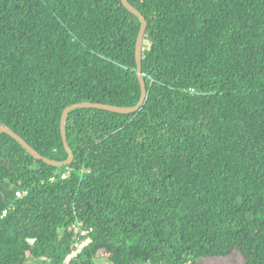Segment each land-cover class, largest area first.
<instances>
[{
  "label": "trees",
  "instance_id": "trees-1",
  "mask_svg": "<svg viewBox=\"0 0 264 264\" xmlns=\"http://www.w3.org/2000/svg\"><path fill=\"white\" fill-rule=\"evenodd\" d=\"M126 1L145 99L69 112L67 166L0 132V264H62L73 226L69 264H264V0ZM139 29L121 0H0V125L67 160L65 108L138 104Z\"/></svg>",
  "mask_w": 264,
  "mask_h": 264
},
{
  "label": "water",
  "instance_id": "water-1",
  "mask_svg": "<svg viewBox=\"0 0 264 264\" xmlns=\"http://www.w3.org/2000/svg\"><path fill=\"white\" fill-rule=\"evenodd\" d=\"M121 3L123 7L129 13H131L133 16H135L140 21V29H139L136 43H135L136 75H137L139 85H140V99H139L138 104L132 108H120V107L107 106V105H102V104L81 103V104H75V105L65 108L61 115L60 133H61L63 146L68 155V158L67 160L63 162H55V161H51V160L41 157L28 144H26L19 136L14 134L10 129L0 125V132L5 133L6 135L14 139L22 148H24L36 160H40L44 162L45 164L49 166H53V167L67 166L72 162L73 155L71 151L69 150L68 145L66 143V137H65V132H64V125H65L66 117L68 113L71 112L72 110L76 108H94V109L113 112L116 114H129V113H132L138 110V108L142 105L145 99V96H146V89H145L143 78L141 75V51H142L144 32L146 28V22L144 18L142 17V15L136 9H134L126 0H121Z\"/></svg>",
  "mask_w": 264,
  "mask_h": 264
},
{
  "label": "built area",
  "instance_id": "built-area-1",
  "mask_svg": "<svg viewBox=\"0 0 264 264\" xmlns=\"http://www.w3.org/2000/svg\"><path fill=\"white\" fill-rule=\"evenodd\" d=\"M65 175L62 176V178H64ZM24 195V193H22L21 191H17L15 193V196L17 198H21ZM5 215V212L2 213V216ZM75 234H78V236H75V239L72 243V249L71 251L65 256V258L63 259V263L62 264H69L70 261H72L74 258H76L81 252L82 250L91 243V239L89 237V231L87 230H81L76 226L72 227Z\"/></svg>",
  "mask_w": 264,
  "mask_h": 264
},
{
  "label": "rangeland",
  "instance_id": "rangeland-1",
  "mask_svg": "<svg viewBox=\"0 0 264 264\" xmlns=\"http://www.w3.org/2000/svg\"><path fill=\"white\" fill-rule=\"evenodd\" d=\"M198 264H244V259L238 251L232 250L226 257L206 258Z\"/></svg>",
  "mask_w": 264,
  "mask_h": 264
}]
</instances>
